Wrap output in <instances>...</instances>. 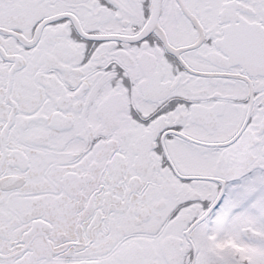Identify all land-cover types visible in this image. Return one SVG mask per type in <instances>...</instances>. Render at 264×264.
<instances>
[{
	"label": "snow or ice",
	"instance_id": "6c2138e0",
	"mask_svg": "<svg viewBox=\"0 0 264 264\" xmlns=\"http://www.w3.org/2000/svg\"><path fill=\"white\" fill-rule=\"evenodd\" d=\"M0 264H264V0H0Z\"/></svg>",
	"mask_w": 264,
	"mask_h": 264
}]
</instances>
